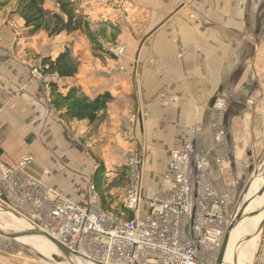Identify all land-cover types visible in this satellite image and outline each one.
<instances>
[{
    "label": "crops",
    "instance_id": "obj_1",
    "mask_svg": "<svg viewBox=\"0 0 264 264\" xmlns=\"http://www.w3.org/2000/svg\"><path fill=\"white\" fill-rule=\"evenodd\" d=\"M98 1L122 8L128 19H135V36L125 29L115 41L124 45L122 59L114 61L113 42H107L111 55L104 62L85 63L77 58L74 77L60 78L54 73L56 78L51 81L62 94L71 86L89 98L108 93L111 99L92 121L63 117L64 110H56L51 103L49 86L33 71L44 57L52 55L53 59L65 49V38L20 34L7 24L13 18L0 8V95L5 94L0 103V162L13 164L23 156H33L26 167L29 174L83 204L96 170L84 151L82 137L97 130L93 138L103 137L118 148L127 140L123 130L134 105L145 143L169 154L166 171L170 151L188 140V128H201L214 188L234 214L241 200L251 198L258 189L247 196L249 188L243 198L247 183L264 171V0ZM96 9H102L101 5ZM156 27L138 51L133 79L137 47ZM221 93L228 103L223 154L218 155L209 117L210 105ZM89 139L84 140L85 146ZM158 192H147L146 199ZM255 203L246 206L250 217L264 209V202L252 208ZM261 220L251 264H264V217ZM6 243L0 241V264H33L29 257L7 250L10 243Z\"/></svg>",
    "mask_w": 264,
    "mask_h": 264
},
{
    "label": "built area",
    "instance_id": "obj_2",
    "mask_svg": "<svg viewBox=\"0 0 264 264\" xmlns=\"http://www.w3.org/2000/svg\"><path fill=\"white\" fill-rule=\"evenodd\" d=\"M39 75L46 86L56 78L52 73ZM227 103V96L221 93L210 105L209 127L218 155L223 154L226 137L223 118ZM133 119L137 113L132 124ZM132 127L125 135L131 132L135 137ZM188 133V140L170 151L165 189L149 199L141 197L138 185L142 156L128 161L130 184L122 200L123 208L132 212L127 220L102 207L93 183L88 185L86 201L79 204L29 174L26 167L33 161L31 155L13 164L0 162V201L33 229L99 264H202L215 260L234 214L214 188L201 128L191 126ZM222 160L224 157L217 163Z\"/></svg>",
    "mask_w": 264,
    "mask_h": 264
},
{
    "label": "rangeland",
    "instance_id": "obj_3",
    "mask_svg": "<svg viewBox=\"0 0 264 264\" xmlns=\"http://www.w3.org/2000/svg\"><path fill=\"white\" fill-rule=\"evenodd\" d=\"M59 0H45L43 7L51 12V13H59L61 11L58 5ZM64 2H71L72 6L74 7V12L77 15L83 16L84 21L87 22V27L81 28V30H77L74 32L67 33L65 31L57 34V35H50L47 30H42L39 32L41 36L48 37V38H65V48L69 49L70 53L75 54V59L80 58V61L85 63L91 62L94 59H98L101 62L105 61V57H108V54L111 55L109 51L106 49L109 47L107 42H113L114 50H111L112 56L115 62H119L124 55L125 48L124 45L115 44L116 38L120 35L125 29H128L129 32L135 36V32H137L138 28L135 22V19H128L127 15L124 14L122 8H118L116 6H105L104 1L96 2H89L87 0H62ZM22 3L19 0H9L7 3H4L3 0H0V8H5L4 13L6 17L13 18L11 19L10 24L12 28L15 29L16 32L22 34L24 31L27 32L26 27L24 26V21L19 16V8ZM101 5L102 9L97 10L96 6ZM118 5V3H117ZM106 8H108L106 10ZM65 18V16H63ZM15 19L21 23L18 26V23L15 22ZM134 20V21H132ZM50 28L52 27V23H49ZM134 51V50H133ZM51 52L55 53L54 50ZM50 52V53H51ZM107 52V54H106ZM49 53V54H50ZM51 53V54H52ZM132 55V54H131ZM52 56V55H50ZM78 61V60H77ZM132 63V62H131ZM40 67L38 68V72H34V74H39V72H43L44 66L39 64ZM131 69L129 74V85L131 81ZM42 74V73H41ZM40 77V75H39ZM41 78V77H40ZM41 80V79H40ZM42 81V80H41ZM43 84H45L42 81ZM136 86L134 84V91ZM131 92V89L129 87ZM132 94V93H131ZM5 97V94H2ZM132 96V95H131ZM135 98V97H134ZM67 103L65 107L68 105ZM133 105V103H132ZM87 109L84 111L78 110L83 117L87 114L85 113ZM137 113L136 109L133 108L129 112V117L127 123L125 125V129L123 130L124 138H128L127 140L124 139L121 146L113 147L112 145H108L105 142V139L102 138H93V134L97 135V130H91L87 135L82 137V144L84 145V151H86L90 158L94 169L97 170L102 166V173H101V183L97 189V193L100 197V202L102 207L105 210L112 212L117 218L122 220H127L130 216L124 211L122 200L124 197V193L130 184V176L127 170L128 161L131 158L136 157L137 155L142 156V179H141V197L146 199L145 194L148 193H156L163 188L166 187V178H167V160H168V152L166 150H157L156 148H152L151 146L145 143V138L141 134L140 130L138 129L139 118L137 113V119L135 123H131L132 117L134 118L135 114ZM92 121V120H91ZM132 127V131L134 132V136L125 135L126 131L129 132L130 128ZM135 125V129H134ZM127 136V137H126ZM89 138H93L91 141ZM144 138V142L142 139ZM89 139V143L85 141ZM87 142V141H86ZM138 144V145H137ZM176 149V148H175ZM151 194V195H152ZM144 204L145 201L143 200ZM0 207L4 206L5 208L10 209V206L3 204L0 201ZM258 206V205H257ZM256 207V206H255ZM2 208V207H1ZM254 208V207H252ZM251 208V209H252ZM4 209V208H3ZM8 209V212H10ZM12 213V212H10ZM13 216L18 218L16 215L12 213ZM183 227L185 225V220L183 222ZM28 225V224H27ZM25 230V229H24ZM27 231L31 229H26ZM260 233V232H259ZM259 233H257L256 237V251L258 246V239ZM23 236V235H22ZM256 236V235H255ZM254 236H246L243 238V242L240 244H236L235 249H238L242 243L246 242L247 239L252 238ZM17 239H5L0 236V241L10 243V247H5L11 253H17L18 256H27L32 259L33 264H55L54 262L44 258L35 251L31 246L21 243ZM6 243V244H7ZM254 253V255H255ZM46 261V262H45ZM215 260L211 259L209 261H203L202 264H214ZM246 264V263H244Z\"/></svg>",
    "mask_w": 264,
    "mask_h": 264
},
{
    "label": "trees",
    "instance_id": "obj_4",
    "mask_svg": "<svg viewBox=\"0 0 264 264\" xmlns=\"http://www.w3.org/2000/svg\"><path fill=\"white\" fill-rule=\"evenodd\" d=\"M7 3L9 0H3ZM22 4L19 8V16L24 21V26L27 29L28 35H34L42 30H47L50 35H57L63 31L70 33L81 28L87 27V22L84 21V17L75 14L74 7L71 2L58 1L59 13H51L44 7L45 0H19ZM65 16V18L63 17ZM52 27L50 28V24ZM42 65L44 66V73L56 74L60 78L74 77L77 73L78 62L70 53L69 49H64L58 53L53 59L50 56H46L42 59ZM51 103L53 107L64 112L63 117L93 120L96 117V113L103 109L106 103L111 99L108 93H103L95 98H89L78 87L71 86L68 88L65 94H62L58 90V86L54 82L49 83ZM69 103L66 107L65 105ZM86 110L87 113L84 117L78 110ZM102 166L98 168L92 177V183L96 188L101 183ZM128 216H132V212L123 208ZM129 217V218H130ZM128 218V219H129Z\"/></svg>",
    "mask_w": 264,
    "mask_h": 264
},
{
    "label": "bare ground",
    "instance_id": "obj_5",
    "mask_svg": "<svg viewBox=\"0 0 264 264\" xmlns=\"http://www.w3.org/2000/svg\"><path fill=\"white\" fill-rule=\"evenodd\" d=\"M261 182H262V176L259 175V177L258 176L255 177V179L252 181L247 196H250L256 188H259ZM263 202H264V195L263 197H261V199L257 201V205H260ZM257 205L255 203L254 206L251 207H255ZM1 207H0V230L2 232L12 237L13 234L22 231H27L26 230L27 228L31 230L33 229L25 218L18 216L12 210L5 208L4 206ZM246 208L249 209L250 207L248 206ZM5 209H8L18 218L13 216L12 213L8 212ZM245 212H247V210ZM263 217H264V209L260 210V212L253 215L252 217L244 218L232 230L225 254L224 264H244V263L251 264L254 253L256 251L255 241H256L257 233H255V231L257 229L259 222L262 221L261 219ZM245 235L246 236L250 235L254 237L247 239V241L242 243V245L238 249H235L236 244L239 245L240 242H243V238L245 237ZM15 238L19 242L31 246L35 251L41 254V256L54 262L55 264H99L97 262L90 261L82 256H71L64 254L48 238H46L43 235L26 234L23 236L17 235L15 237H12V239Z\"/></svg>",
    "mask_w": 264,
    "mask_h": 264
},
{
    "label": "water",
    "instance_id": "obj_6",
    "mask_svg": "<svg viewBox=\"0 0 264 264\" xmlns=\"http://www.w3.org/2000/svg\"><path fill=\"white\" fill-rule=\"evenodd\" d=\"M158 27L154 28L153 30H151L150 32H148V34H146L141 42L139 43L136 53H135V57H134V66H133V79L135 76V72H136V63H137V57H138V51L143 43V41L148 38L153 32L154 30H156ZM138 171V185L139 188L141 186V179H142V167H138L137 169ZM253 180L249 181L247 183V185L245 186L243 193H242V197L244 198L251 186ZM264 193V171L262 173V182L259 186V188L254 192V194L251 196V198H247V200L243 201L241 200V204L239 205L238 209L235 211L232 220L230 221L229 225L227 226V228L225 229L223 238H222V242L218 251V254L216 256L215 262L214 264H224L225 261V254H226V250L228 247V243H229V239H230V234L232 232V230L244 219L247 217H250V215L252 214H246L245 213V209L246 206L250 203V202H255L259 197H261V195ZM247 201V202H246ZM261 228V224H259L257 226V229L255 231V233H258L260 231ZM26 234H36V235H43L46 238H48L61 252H63L66 255H71V256H80L78 253L68 249L67 247H65L64 245H62L61 243H59L58 241H56L55 239H53L51 236H49L48 234H46L45 232L38 230V229H32L31 231H22V232H18L16 234H13L12 237H15L17 235H26ZM0 236L2 238L5 239H11L12 237L10 235L5 234L4 232H2L0 230Z\"/></svg>",
    "mask_w": 264,
    "mask_h": 264
}]
</instances>
